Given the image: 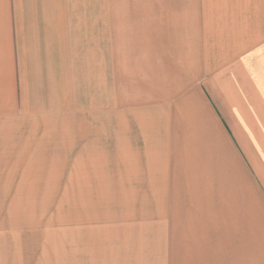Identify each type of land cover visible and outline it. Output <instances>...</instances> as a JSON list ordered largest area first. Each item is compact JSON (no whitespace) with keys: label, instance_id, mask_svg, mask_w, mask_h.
Wrapping results in <instances>:
<instances>
[{"label":"rangeland","instance_id":"374dc122","mask_svg":"<svg viewBox=\"0 0 264 264\" xmlns=\"http://www.w3.org/2000/svg\"><path fill=\"white\" fill-rule=\"evenodd\" d=\"M214 1L62 0L60 44L41 53L14 100L13 138L26 148L0 163V253H156L172 257L165 264H200V181L186 185L174 164L172 191L134 190L128 157L157 146L170 158L158 136L181 124L180 97L200 86ZM238 111L226 118L264 196V131Z\"/></svg>","mask_w":264,"mask_h":264},{"label":"crops","instance_id":"0c3cea01","mask_svg":"<svg viewBox=\"0 0 264 264\" xmlns=\"http://www.w3.org/2000/svg\"><path fill=\"white\" fill-rule=\"evenodd\" d=\"M61 5L62 0H0V163H9L19 148H26L23 141L13 138L14 100L28 92L30 67L42 60L41 53L54 51L60 44ZM213 28L211 47L200 50V86L180 97L181 124L165 125L164 136H158L159 142L170 141L165 148L170 158L163 160L161 148L154 149L157 146H150L149 151L140 147L141 154L129 156L134 163L133 189L172 191L173 165H180V179L186 185L190 179L200 181L196 184L200 264H248L249 259L251 264H264V196L256 191L251 163L234 134L237 129L226 118L245 109L244 116L252 117L253 130L264 131V0H221L213 7ZM102 31L106 74L107 17ZM204 180H215V186L202 184ZM238 186L243 191H237ZM13 256L1 252L0 264H165L161 260H172L156 253L146 258L82 251Z\"/></svg>","mask_w":264,"mask_h":264}]
</instances>
